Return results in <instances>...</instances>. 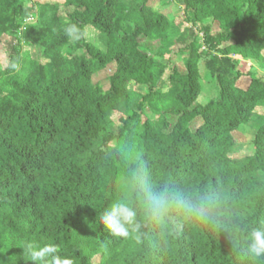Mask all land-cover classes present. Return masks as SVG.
Listing matches in <instances>:
<instances>
[{
    "label": "trees",
    "instance_id": "16d2710c",
    "mask_svg": "<svg viewBox=\"0 0 264 264\" xmlns=\"http://www.w3.org/2000/svg\"><path fill=\"white\" fill-rule=\"evenodd\" d=\"M138 1L0 0V264H33L28 243L54 248L37 264H264L246 242L264 228V122L251 155L230 157L264 103L250 64L264 70V0H174L184 27ZM153 42L155 58L142 48ZM203 59L218 92L194 105ZM213 189L232 234L171 203L148 218L150 194ZM121 199L141 224L128 238L100 224Z\"/></svg>",
    "mask_w": 264,
    "mask_h": 264
},
{
    "label": "clouds",
    "instance_id": "9594fccd",
    "mask_svg": "<svg viewBox=\"0 0 264 264\" xmlns=\"http://www.w3.org/2000/svg\"><path fill=\"white\" fill-rule=\"evenodd\" d=\"M171 203L189 216L195 215L208 223L216 231L232 234L236 230L235 222L226 214H218V210L226 211L227 198L217 189L203 194L198 199L184 197L179 191H165L160 195H149L147 208L148 218L152 221L162 219ZM100 224L113 237L128 238L131 232L139 233L141 224L137 220V209L128 199H121L108 205L100 215ZM247 251L251 257H264V228L249 227L247 229ZM26 250L32 258L33 264L47 261L54 255V248H36L33 244H26ZM64 264H71L65 260Z\"/></svg>",
    "mask_w": 264,
    "mask_h": 264
},
{
    "label": "rangeland",
    "instance_id": "374dc122",
    "mask_svg": "<svg viewBox=\"0 0 264 264\" xmlns=\"http://www.w3.org/2000/svg\"><path fill=\"white\" fill-rule=\"evenodd\" d=\"M135 2L137 0H121L122 6H130L135 7ZM141 2L140 0L138 1ZM143 3V1H142ZM141 3V4H142ZM146 14L150 15L153 13H161L165 17H167L170 21L174 22L178 27H184V24L181 20L182 16V9L179 7L174 0H147L144 6ZM39 13L37 14L38 17ZM219 32V28L217 24H213L211 33L217 34ZM93 36V35H92ZM91 36V38H92ZM90 38V39H91ZM2 40L4 42H7L6 37H2ZM76 36H72L70 39V45L69 48L72 49V47L75 46ZM74 44V45H73ZM179 46V45H178ZM176 46V47H178ZM175 47V48H176ZM144 50L149 52L151 57H156L158 54L160 45L158 43H149L145 44L142 47ZM68 48L64 51L65 54L69 52ZM5 59L4 55V49L0 45V63H3ZM251 66H253L254 71L257 73V76H259L261 79L264 80V70L262 65H258L255 62L250 63ZM262 66V67H261ZM177 67L181 73H185L183 70V62L179 61L177 63ZM245 70H248V66L245 67ZM199 72H200V84H201V93L198 96V99L194 105H204L207 104L210 100L217 97V87L215 86V83L213 79L211 78L209 72L204 67V59L201 63H199ZM98 82L101 83L102 86H105L107 84V81L103 79V75L101 74L98 76H95L94 78ZM250 79L248 77H242L239 80V85L244 86L248 84ZM166 87V86H165ZM167 87L165 88V90ZM255 114L257 115V120L254 122H250L247 125H244L241 127L239 131H235L232 133L234 139H235V147L232 149L230 153V157L235 159H240L245 156L251 155L253 149L251 147V142L253 139V135L256 131V129L264 122V103L259 104L255 109ZM168 122L173 126L176 122V118L172 116H168ZM256 119V118H255Z\"/></svg>",
    "mask_w": 264,
    "mask_h": 264
}]
</instances>
